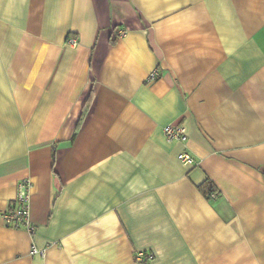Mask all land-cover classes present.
Returning <instances> with one entry per match:
<instances>
[{
    "label": "crops",
    "instance_id": "0c3cea01",
    "mask_svg": "<svg viewBox=\"0 0 264 264\" xmlns=\"http://www.w3.org/2000/svg\"><path fill=\"white\" fill-rule=\"evenodd\" d=\"M23 179L0 264H264V0H0V211Z\"/></svg>",
    "mask_w": 264,
    "mask_h": 264
},
{
    "label": "built area",
    "instance_id": "2783aa9c",
    "mask_svg": "<svg viewBox=\"0 0 264 264\" xmlns=\"http://www.w3.org/2000/svg\"><path fill=\"white\" fill-rule=\"evenodd\" d=\"M69 43L75 45L74 40H70ZM156 76L157 71L154 70L149 74L148 80L152 81ZM162 134L169 142L176 141L184 145L187 140L185 128L180 124H168L164 126L162 128ZM178 159L184 164H195L194 159L185 150L178 155ZM30 188L31 182L28 179H23L17 183L12 207L7 211H0L1 225L6 228L26 227L31 234L33 233V228L28 218ZM33 253H35V251H33ZM38 253L42 254L41 252ZM149 257L143 253H138L135 259L141 264L145 263Z\"/></svg>",
    "mask_w": 264,
    "mask_h": 264
},
{
    "label": "trees",
    "instance_id": "16d2710c",
    "mask_svg": "<svg viewBox=\"0 0 264 264\" xmlns=\"http://www.w3.org/2000/svg\"><path fill=\"white\" fill-rule=\"evenodd\" d=\"M90 103H91V95L88 96L87 100L85 101L83 105L82 113L80 116V121L84 119L87 113V110L90 107ZM198 189L203 193V195L207 199H210L215 193L213 184L209 180H205L201 185L198 186Z\"/></svg>",
    "mask_w": 264,
    "mask_h": 264
},
{
    "label": "rangeland",
    "instance_id": "374dc122",
    "mask_svg": "<svg viewBox=\"0 0 264 264\" xmlns=\"http://www.w3.org/2000/svg\"><path fill=\"white\" fill-rule=\"evenodd\" d=\"M138 253H143V252H138ZM138 253H136V255H137ZM143 254H144V255H148V257L150 256V257L148 258V260H150V259L152 258V254H150V253H143ZM136 255H135V258H136ZM148 260H147V261H148ZM135 263L140 264L139 262L136 261V259H135Z\"/></svg>",
    "mask_w": 264,
    "mask_h": 264
}]
</instances>
